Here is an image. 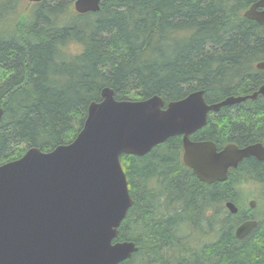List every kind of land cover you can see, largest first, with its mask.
<instances>
[{
	"label": "trees",
	"instance_id": "16d2710c",
	"mask_svg": "<svg viewBox=\"0 0 264 264\" xmlns=\"http://www.w3.org/2000/svg\"><path fill=\"white\" fill-rule=\"evenodd\" d=\"M73 1L0 0V164L70 143L104 87L118 100L157 95L166 105L196 90L216 103L264 84L255 66L264 25L243 15L256 0H101L83 14ZM190 139L218 150L264 145V97L209 112ZM181 154L174 135L142 156H120L133 202L117 240L137 250L117 264H264V162L246 157L224 181L205 183ZM245 183L258 188L255 209ZM245 219L257 225L238 239Z\"/></svg>",
	"mask_w": 264,
	"mask_h": 264
},
{
	"label": "water",
	"instance_id": "95a60500",
	"mask_svg": "<svg viewBox=\"0 0 264 264\" xmlns=\"http://www.w3.org/2000/svg\"><path fill=\"white\" fill-rule=\"evenodd\" d=\"M29 3L41 0H25ZM101 0H74V11L95 12ZM243 15L264 25V0L254 1ZM264 70V61L255 64ZM258 94L206 103L203 91L170 101L161 97L118 100L104 87L91 101L82 127L67 144L48 152L28 148L21 157L0 164V264H117L136 252L131 240H117L119 226L132 205L122 154L142 156L174 135L182 136V162L205 183L224 181L230 168L246 157L264 162V145L217 149L210 140L194 141L211 111ZM2 108L0 107V118ZM248 204L255 207V200ZM226 209L237 212L232 201ZM257 225L245 219L234 229L238 239Z\"/></svg>",
	"mask_w": 264,
	"mask_h": 264
},
{
	"label": "rangeland",
	"instance_id": "374dc122",
	"mask_svg": "<svg viewBox=\"0 0 264 264\" xmlns=\"http://www.w3.org/2000/svg\"><path fill=\"white\" fill-rule=\"evenodd\" d=\"M182 156V154H181ZM182 159V158H181ZM256 184L254 183H245V185L243 186V192H244V195L246 194V200H245V204L248 206V201L250 199H254L256 201V205L254 208L252 209H255L256 206L259 205V193H258V188L255 186ZM249 207V206H248ZM256 210H254L255 212ZM255 214V213H253Z\"/></svg>",
	"mask_w": 264,
	"mask_h": 264
}]
</instances>
